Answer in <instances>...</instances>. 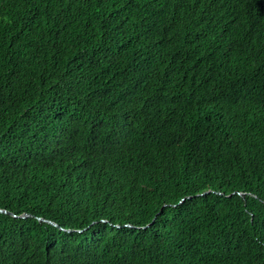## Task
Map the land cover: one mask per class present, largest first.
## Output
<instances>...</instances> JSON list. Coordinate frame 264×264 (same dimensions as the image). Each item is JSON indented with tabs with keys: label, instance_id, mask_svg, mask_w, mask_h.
Here are the masks:
<instances>
[{
	"label": "trees",
	"instance_id": "1",
	"mask_svg": "<svg viewBox=\"0 0 264 264\" xmlns=\"http://www.w3.org/2000/svg\"><path fill=\"white\" fill-rule=\"evenodd\" d=\"M0 209V264H264V0H0Z\"/></svg>",
	"mask_w": 264,
	"mask_h": 264
},
{
	"label": "water",
	"instance_id": "2",
	"mask_svg": "<svg viewBox=\"0 0 264 264\" xmlns=\"http://www.w3.org/2000/svg\"><path fill=\"white\" fill-rule=\"evenodd\" d=\"M0 211H1V212H4V213H9V212H7L6 210H3V209H0ZM25 216H27V214H23V215H22V217H25Z\"/></svg>",
	"mask_w": 264,
	"mask_h": 264
}]
</instances>
